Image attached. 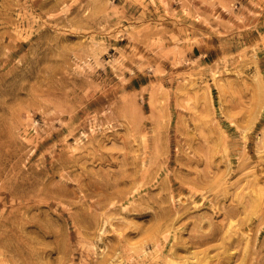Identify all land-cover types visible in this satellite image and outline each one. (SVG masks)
Listing matches in <instances>:
<instances>
[{"label":"rangeland","instance_id":"374dc122","mask_svg":"<svg viewBox=\"0 0 264 264\" xmlns=\"http://www.w3.org/2000/svg\"><path fill=\"white\" fill-rule=\"evenodd\" d=\"M0 264H264V0H0Z\"/></svg>","mask_w":264,"mask_h":264}]
</instances>
